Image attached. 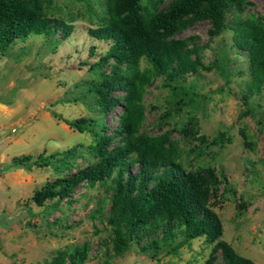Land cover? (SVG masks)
Returning <instances> with one entry per match:
<instances>
[{
	"label": "rangeland",
	"instance_id": "rangeland-1",
	"mask_svg": "<svg viewBox=\"0 0 264 264\" xmlns=\"http://www.w3.org/2000/svg\"><path fill=\"white\" fill-rule=\"evenodd\" d=\"M41 1L47 15L70 23L72 29L65 38H59V31L32 33L0 48V264H47L60 252L62 264H68L75 247H84L80 264H202L209 256L218 261L214 242L205 236L182 242L176 250L162 246L153 254L139 251L132 242L115 256L104 220L108 180L91 186L82 182L69 197L49 198L41 205L31 200L33 191L45 183L92 161L85 148L92 135L69 128L63 119L100 117L80 93L83 83L95 77L88 65L109 44L88 34L103 15L104 0ZM247 1L242 16L264 15V0ZM207 28L206 22H196L176 35H195L197 44L206 45L200 54L202 67L184 84H192L198 100L176 95L155 79L143 96L141 130L150 135L169 130L179 141L186 169L213 173L205 204L219 219V239L238 255L264 264V95L251 96L253 113L243 114L240 93L248 80L247 60L233 47L228 28L212 38ZM222 54L228 61L225 76L217 67ZM119 111L116 106L104 116L110 129ZM187 128L196 129L194 136ZM221 134L222 141L213 143ZM76 144L82 147L68 168L28 164L6 170L13 157L30 155L33 161ZM95 208L102 214L93 213Z\"/></svg>",
	"mask_w": 264,
	"mask_h": 264
},
{
	"label": "trees",
	"instance_id": "trees-1",
	"mask_svg": "<svg viewBox=\"0 0 264 264\" xmlns=\"http://www.w3.org/2000/svg\"><path fill=\"white\" fill-rule=\"evenodd\" d=\"M247 4V0H104L103 15L88 34L109 44L88 65L95 77L83 83L80 93V98H89L88 103L100 117L63 119L69 128L92 135V143L85 148L93 159L45 183L33 191L31 200L41 205L49 198L69 197L82 182L91 186L108 180L104 220L110 228L115 256L122 255L132 242L139 251L153 254L162 246L176 250L182 242L205 236L214 242L212 250L219 252V259L215 262L209 256L202 264H257L219 239V219L205 204L208 188L215 180L213 173L186 169L179 141L169 130L156 135L141 130L145 118L143 96L155 79L160 78L176 95L181 93L191 102L198 100L192 84H184L187 76L202 67L200 54L206 45L197 44L195 35L176 37L196 22L208 24L210 38L225 28L231 31L233 47L247 60L248 80L240 93L246 106L243 114L253 113L249 98L264 95V15L242 16ZM71 29L70 23L47 15L41 0H0L2 49L32 33L51 35L59 31V38H65ZM220 58L217 67L225 76L227 57L222 54ZM141 60L145 66H141ZM116 106L120 111L110 129L104 116ZM185 131L192 136L196 133L195 128ZM222 138L221 134L212 142L220 143ZM79 147L82 145L38 155L33 161L30 155L13 157L6 170L28 164L50 165L57 171L68 168ZM101 210L95 208L93 213L102 214ZM176 235L181 241H174ZM83 248H74L68 264L82 262ZM63 256L60 252L47 264H62Z\"/></svg>",
	"mask_w": 264,
	"mask_h": 264
}]
</instances>
